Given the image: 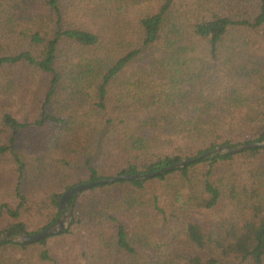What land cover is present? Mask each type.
<instances>
[{"label": "trees", "instance_id": "1", "mask_svg": "<svg viewBox=\"0 0 264 264\" xmlns=\"http://www.w3.org/2000/svg\"><path fill=\"white\" fill-rule=\"evenodd\" d=\"M251 142L264 0H0V264H264Z\"/></svg>", "mask_w": 264, "mask_h": 264}, {"label": "water", "instance_id": "2", "mask_svg": "<svg viewBox=\"0 0 264 264\" xmlns=\"http://www.w3.org/2000/svg\"><path fill=\"white\" fill-rule=\"evenodd\" d=\"M261 146H264V143L251 142V143L239 145L235 148L220 146V147L215 148L211 152H209V154H215V153H221V152H232V153H234V152H239L241 150H245L248 148L261 147ZM193 161H194V159L183 160L180 163L171 165L165 169L150 172L147 174L120 175V176H116V177L106 178V179H103V180H100L97 182H89V183L79 184L75 187L69 188L65 191V193L62 195L61 200H60V207H61V209L64 210V213L62 214V216H60V218L55 223H53L52 225L48 226L47 228L43 229L41 232H38V233L30 234V233H26L22 229H19V232L17 233L18 234L17 241L24 242V243H30V242L38 241V240L44 238L45 236L53 235V234H59V233L63 232L65 230L69 220H70V217H71L70 207L67 206V199L73 193H79L80 191L85 190L91 186H94L95 184H98V183H107V182H113V181L121 180V179H132V178H138V177L158 176V175L163 174V173L170 171L172 169L182 167V166H184L190 162H193ZM9 233H10V231H7L5 233L0 234V241L7 238Z\"/></svg>", "mask_w": 264, "mask_h": 264}, {"label": "rangeland", "instance_id": "3", "mask_svg": "<svg viewBox=\"0 0 264 264\" xmlns=\"http://www.w3.org/2000/svg\"><path fill=\"white\" fill-rule=\"evenodd\" d=\"M24 157H27V159L30 157L29 154H26V156ZM71 218V217H70ZM70 221V220H69ZM69 223V222H68ZM68 225V224H67ZM67 227V226H66ZM11 238H13L14 240H17L18 239V234H14V235H11Z\"/></svg>", "mask_w": 264, "mask_h": 264}]
</instances>
